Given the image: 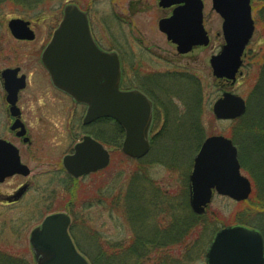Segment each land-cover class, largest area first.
<instances>
[{"label": "rangeland", "instance_id": "374dc122", "mask_svg": "<svg viewBox=\"0 0 264 264\" xmlns=\"http://www.w3.org/2000/svg\"><path fill=\"white\" fill-rule=\"evenodd\" d=\"M158 2V0H0V73L5 68L20 66L32 79V87L25 94L23 101L24 118L31 132L32 146L24 147L23 153L24 162L32 170V175L26 181L36 185L19 206L13 208L0 206V264L36 263L30 245L31 233L41 226L47 215L59 211L68 212L67 208L73 205H69L72 196L66 188L59 187L61 184L59 178L54 180L55 171L62 170L63 158L73 148V142L84 135L93 134L97 137L101 130L100 126L93 127L92 130L85 129L83 126L85 109L81 106H76L75 109V129L68 128V114L60 110L62 107L58 108L54 100L45 97L35 99L30 94L34 91L36 81L40 79L43 81L45 78L46 83L45 74L37 66L35 53L40 51L51 37L62 19L63 9L68 4H77L88 11L97 41L105 49L119 54L124 70L125 87L148 92L156 105L151 129L152 149L143 161H133L122 153L121 145L125 132L120 134L111 126L102 128L105 129L106 145L112 154L111 164L103 175L98 174L90 179L93 192L103 184L102 189L107 197L105 192L108 186L113 188L117 183L120 185L123 183L122 180L126 179L125 175L135 170V174L138 173L146 183V191L150 197L155 196L157 192L162 201L165 199L174 206L176 212L173 216L188 219L191 213L193 214L192 211L190 213L191 209L186 208L190 205L189 177L194 161L207 138L224 136L231 139L238 148L239 161L250 160L251 155L248 153L254 152L251 143L253 139L240 142L235 138L238 122H220L213 114V106L222 95L223 84L217 83L213 76L210 60L221 51L224 39L223 21L213 10L212 0H205L204 9V24L211 37V44L186 55L178 54L175 45L160 32V20L169 17L171 11L161 9ZM262 3L261 0H253L256 32L248 47L241 71L242 77L234 89V93L247 101L248 110L251 109L250 113L254 112V116H257L258 105L261 103L257 98L255 101L253 97L260 74L259 66L256 64L260 60L255 61L253 55L260 51L258 44H264ZM17 18L38 21L35 42L25 44L12 38L8 31V23ZM147 80L152 82L150 88H147ZM2 90L0 80V97ZM261 118L264 120L263 115ZM4 123L5 117L0 113V138L12 140L13 137ZM261 136L264 138V134ZM252 162L253 165L257 162L260 164V158L253 155ZM117 172L124 174L122 179H117L121 176ZM242 173L253 186L249 200L236 203L228 198L216 196L207 210L206 218L195 221L192 230L184 239L185 243L176 245L165 253L171 264H206V252L215 233L226 226L239 225L256 229L251 227L253 223L258 225L256 217L248 215L246 203L259 200L258 183L248 171L242 169ZM19 182L21 184L24 181L17 179L8 181L0 186V190L12 193ZM87 182L80 181V185L76 187L79 200L82 199L83 192H86L84 191L86 186L83 184ZM261 192L264 195V189L261 188ZM75 209L76 207L74 211L77 210L81 220L76 223L71 213L74 224L72 235L84 255H91L93 241L101 237L108 242L130 241L131 235L127 224L117 213L110 212L108 205L88 206L86 210ZM261 224L264 231V223Z\"/></svg>", "mask_w": 264, "mask_h": 264}, {"label": "water", "instance_id": "95a60500", "mask_svg": "<svg viewBox=\"0 0 264 264\" xmlns=\"http://www.w3.org/2000/svg\"><path fill=\"white\" fill-rule=\"evenodd\" d=\"M159 1L163 9L175 7L173 16L161 20L159 28L178 46L179 53L186 54L195 47L209 45L203 24V0ZM213 8L224 21L226 42L221 53L211 59L213 74L216 79L230 81L234 87L245 51L255 33L251 0H213ZM9 28L18 40L34 39L27 22L12 20ZM43 63L56 87L88 106L85 125L112 119L125 131L122 149L125 155L140 160L149 153L153 104L139 91L120 90L119 56L99 49L87 14L77 6L65 8L63 21L43 55ZM12 73L4 72L3 78L9 103L15 107L18 93L25 88V78L16 81ZM213 112L217 120H237L246 114L247 104L240 96L228 92L215 103ZM19 127L15 125L13 130ZM25 134L23 130L18 136ZM110 160L109 152L101 144L85 137L76 146L75 155L65 158L64 165L72 176L80 178L107 168ZM17 174L27 177L30 170L21 164L18 150L0 140V183ZM190 183V205L196 215L205 214L214 192L236 202H244L252 194L250 181L241 174L238 150L233 141L223 136L204 142L195 159ZM69 226V217L58 214L48 217L42 228L32 233L31 244L37 264H89L77 252L68 232ZM206 260L207 264H264L263 235L243 226L225 228L215 235Z\"/></svg>", "mask_w": 264, "mask_h": 264}, {"label": "trees", "instance_id": "16d2710c", "mask_svg": "<svg viewBox=\"0 0 264 264\" xmlns=\"http://www.w3.org/2000/svg\"><path fill=\"white\" fill-rule=\"evenodd\" d=\"M261 1L263 2L261 5H264V0ZM262 7V16L264 17V6ZM262 27H264V21ZM257 47L260 51L253 55V59L255 61L256 59L260 60L256 63L259 66L260 74L253 97L255 101L258 99V102H261L258 105L259 112L257 116H254V112L250 113L251 109L248 110L247 115L237 123L238 128L236 130L238 131L235 133V138L240 142L253 139L251 143L254 152L249 151L250 160H243L245 156L243 154L241 165L242 169L248 171L258 183L259 194L257 193V197H260H258L259 200H252L246 204L249 211L248 215L253 217L255 215L256 223H258V225L253 223L250 226L259 228L264 235L261 224L264 223V195L261 192V188L264 189V138L261 136L264 134V120L261 118L262 115L264 116V44H258ZM258 56L259 58H257ZM251 105H253V100H251ZM104 122L106 127L111 126L114 131L117 130L118 133L122 134V129L115 122L111 120ZM97 138L107 144L104 133H99ZM253 155L255 158H260V164L258 162L252 164ZM117 174H121L117 179H122L124 176L121 172H117ZM125 178L122 180L124 184L119 185L117 183L113 188L107 187L105 192L107 197H105L102 189L103 184L94 192L91 184H86L85 189L83 188L86 192H83L84 195L80 200L79 196L77 197L76 186L70 193L72 201L76 202V209L84 208L86 210L85 207H87L88 202L93 207L94 205L103 207L106 204L109 211L117 213L130 231L131 237L128 243L108 242L102 237L95 239L91 255L85 254L86 257L91 264H171L165 253L176 245L183 244L195 221L204 219L206 216L199 218L193 215L189 206L186 207L191 213L188 219L173 216L176 212L174 206L167 203L165 199V202L162 201L157 192L155 196L150 197L146 191V183L141 179L142 177H139L138 173L135 174V170L125 175ZM74 183L77 184V182ZM72 212L75 215L78 214L77 210Z\"/></svg>", "mask_w": 264, "mask_h": 264}, {"label": "flooded vegetation", "instance_id": "af4514ba", "mask_svg": "<svg viewBox=\"0 0 264 264\" xmlns=\"http://www.w3.org/2000/svg\"><path fill=\"white\" fill-rule=\"evenodd\" d=\"M30 22V28L31 30L35 33V38L33 41H19L21 43H32L35 42L37 39V33H36V27L37 25H39L38 21L34 22V21H29ZM55 31V30H54ZM54 33V32H53ZM53 37V34L51 35V37L48 39V41L44 44V46L41 48L40 51H38L37 53H35V57H37V63H38V67L40 68V70L43 71V73L45 74L44 76L46 77V83L43 79V81L40 79L39 81H36L35 83V88L34 91H32L30 94L31 96H33L35 99L39 98V97H45V99H51L54 100L56 103V105L58 106V108L62 107L60 110L66 112V114H68V128H71L72 130L75 129V109H76V103L73 100V98H71L69 95H67L65 92L57 89L50 78V75L48 73V71L46 70V68L44 67L43 63H42V56L43 53L45 51V49L47 48V46L49 45L51 39ZM96 39V38H95ZM16 40V39H15ZM18 41V40H16ZM97 41V39H96ZM99 47L101 50L105 51V52H109V50L105 49L98 41H97ZM5 71H12L13 76L15 78V80H20L21 78L25 77V81H26V87L25 89L20 92L17 96V101H16V110L15 112L17 113V116L14 115L13 113V109L15 107H13L10 103H9V95L7 90L5 89L4 86V81H3V73ZM25 70L23 69V67L20 66H15V67H8L5 68L1 73H0V80L2 81V93H1V97H0V113L5 117V123L4 126L6 127L7 131L9 132V134L13 137L12 140L10 139H5L6 141H8L9 143L13 144L14 146H16L19 150V154L21 156V162L22 164L27 165L24 162V153H23V148L25 147H30L32 146V139H31V132L28 128V123L26 121V119L24 118V109L25 106L23 105V101H25V94L28 93V91L30 90V88L32 87V79L31 76H29L28 74H26L24 72ZM148 82H146V84L148 85L147 88H150L152 85L150 83H152L151 81L149 82V80H147ZM124 89V88H122ZM138 91H141L142 93H144L145 95H147V97L149 99H151L153 101V99L151 98V96L149 95L148 92H144L143 90H139V89H135ZM148 90V89H147ZM150 91V89H149ZM57 100V101H56ZM60 102H64V104H61ZM154 104V109H155V102L153 101ZM48 108V107H46ZM86 112V107H84ZM16 123H18L21 127V125L27 130V137H29L30 142L28 144H25L24 138L21 139L18 137V133L19 130L13 132L12 129L13 127L16 125ZM102 126V124H100ZM91 127V126H90ZM86 128V127H85ZM89 128V127H88ZM87 129V128H86ZM90 129V128H89ZM74 132V131H72ZM86 135H84L81 139H78L77 141L73 142V148L70 150V152H68L66 154L67 155H71L74 152V147L76 146L77 143L81 142L82 139L85 137ZM75 137V134H74ZM28 166V165H27ZM57 168V166H56ZM55 174H60V176H66L67 173H65L63 170H59L57 169V172L55 171ZM68 177V176H67ZM23 180L24 182H22L12 191V193H4V191L1 189L0 190V206L4 207V208H13V207H17L19 206L22 201L24 200V198L26 196L29 195V193L34 189V187L36 185H33L32 182H27L26 178L22 177V176H14L13 178L7 179L5 181V183L0 184V186L5 185L8 181L11 180ZM28 179V178H27ZM71 180H68V182H66V184H64L62 187L66 188V190L71 189L72 186L71 185ZM68 187V189H67ZM26 191L24 194L23 191ZM2 191V192H1ZM65 191V190H64Z\"/></svg>", "mask_w": 264, "mask_h": 264}]
</instances>
